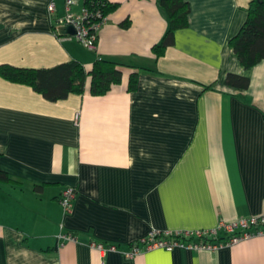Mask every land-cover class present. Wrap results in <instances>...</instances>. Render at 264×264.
Wrapping results in <instances>:
<instances>
[{"label": "crops", "instance_id": "1", "mask_svg": "<svg viewBox=\"0 0 264 264\" xmlns=\"http://www.w3.org/2000/svg\"><path fill=\"white\" fill-rule=\"evenodd\" d=\"M108 1L88 49L59 37L65 0H0V64L75 60L89 73L103 58L122 70L105 94L90 93L88 75L82 93L56 101L0 75V264H264V235L215 251L125 254L152 229L264 216V59L244 68L229 43L250 0H185L188 24L158 56L169 27L159 0ZM230 72L249 86L227 85Z\"/></svg>", "mask_w": 264, "mask_h": 264}, {"label": "trees", "instance_id": "2", "mask_svg": "<svg viewBox=\"0 0 264 264\" xmlns=\"http://www.w3.org/2000/svg\"><path fill=\"white\" fill-rule=\"evenodd\" d=\"M166 13L169 27L160 43L153 46L155 54L161 55L165 48L174 42L175 30L188 24L189 3L185 0H159ZM86 5L99 8L105 15L114 4L108 0H87ZM247 18L239 31L229 43L244 68H250L264 59V0H250L247 6ZM128 25V21L122 23ZM0 75L6 80L31 85L46 99L56 101L67 97L70 93H82L85 79L91 77L90 93L105 94L113 84L121 81V64L109 59H97L88 73L75 60L63 62L48 68H20L8 64H0ZM135 74L131 75L129 87L135 85ZM227 85L246 89L249 86L248 76L228 73L225 78ZM0 179H8L7 174L0 170Z\"/></svg>", "mask_w": 264, "mask_h": 264}, {"label": "built area", "instance_id": "3", "mask_svg": "<svg viewBox=\"0 0 264 264\" xmlns=\"http://www.w3.org/2000/svg\"><path fill=\"white\" fill-rule=\"evenodd\" d=\"M78 0H65V13L56 17V24H72L76 30L75 34H59V37H74L84 47L94 49L97 44L99 30L106 20L99 8L83 5L78 11L73 7ZM50 13H54L55 4L51 2L48 7ZM75 189L65 188L58 202L64 212H69L73 206ZM264 235V216H251L239 218L232 221L219 220L218 223L210 228L203 229H179L158 231L152 229L148 234L133 243L131 248L125 251L128 257L140 254L141 252L153 248H163L173 250L174 248H185L190 250H210L215 251L220 247L232 245L241 240L249 239L253 236ZM64 239L75 238L72 234H62ZM100 251L116 250L115 245L103 246L100 243H92Z\"/></svg>", "mask_w": 264, "mask_h": 264}, {"label": "water", "instance_id": "4", "mask_svg": "<svg viewBox=\"0 0 264 264\" xmlns=\"http://www.w3.org/2000/svg\"><path fill=\"white\" fill-rule=\"evenodd\" d=\"M57 31L59 34H75L76 30L72 24L59 25L57 26Z\"/></svg>", "mask_w": 264, "mask_h": 264}]
</instances>
